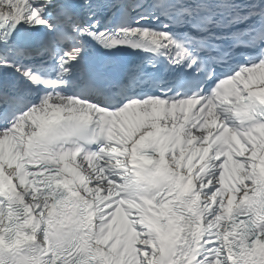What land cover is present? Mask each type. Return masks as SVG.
I'll list each match as a JSON object with an SVG mask.
<instances>
[{
	"label": "snow or ice",
	"instance_id": "1",
	"mask_svg": "<svg viewBox=\"0 0 264 264\" xmlns=\"http://www.w3.org/2000/svg\"><path fill=\"white\" fill-rule=\"evenodd\" d=\"M0 264H264V0H0Z\"/></svg>",
	"mask_w": 264,
	"mask_h": 264
}]
</instances>
